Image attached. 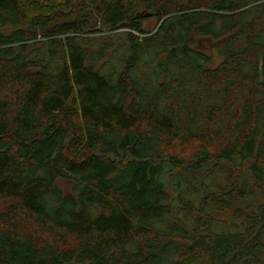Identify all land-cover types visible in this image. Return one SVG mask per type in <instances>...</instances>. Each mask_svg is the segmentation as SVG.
I'll return each mask as SVG.
<instances>
[{
  "label": "trees",
  "instance_id": "obj_1",
  "mask_svg": "<svg viewBox=\"0 0 264 264\" xmlns=\"http://www.w3.org/2000/svg\"><path fill=\"white\" fill-rule=\"evenodd\" d=\"M0 264H264V0H0Z\"/></svg>",
  "mask_w": 264,
  "mask_h": 264
},
{
  "label": "rangeland",
  "instance_id": "obj_2",
  "mask_svg": "<svg viewBox=\"0 0 264 264\" xmlns=\"http://www.w3.org/2000/svg\"><path fill=\"white\" fill-rule=\"evenodd\" d=\"M81 14L84 15L85 10H82V11L75 10V12L73 11L72 16L74 15L75 17H79V15H81ZM67 20H70L69 17L67 18ZM70 21L68 23H70ZM140 24H141L142 29L151 30V29L155 28V26L157 25V19L153 16L144 17L141 20ZM98 29L103 30V31L96 32V30H92V32H96L97 34H102L105 32V33H112L114 35H120L121 33H124L125 31L128 30V28L120 27V28L108 31L107 28L104 26H99ZM134 33H136L140 37L143 35V34H140L137 32H134ZM152 48H153V46H150L149 51H151ZM159 56L160 55L158 54V56L155 58V61L158 60ZM113 60L114 59H112L111 61H113ZM152 63H154V61L149 63V64H152ZM146 65L147 64H144L143 62L138 65V69H139V71H141V74L139 75L140 80L143 79L142 75L145 74ZM172 68H173L172 78L174 79V70L176 67L173 65ZM184 111H186V110H184ZM197 147L198 148H195V150H194L193 148H189L185 144H182L178 140H174L173 145L171 147H167L163 152L164 153L163 157H165V160H161V164H162L164 170L167 171L173 163L175 164L179 160L185 162V161L189 160V159L186 160L188 157H191L194 155H199L200 146L198 145ZM212 154H213V152H210L209 156ZM179 158H181V159H179ZM220 162L222 164V168H223V165H224V168H236L237 164H238V160L236 158H232V159L225 160V161L220 160ZM208 163L209 164H206L200 171L184 170L183 166L180 164L173 166L172 170H173V173L176 175V177H178V178L181 177V179L184 182L188 183V181H189L190 183H193L196 180H202L203 181V191H205V190L206 191L207 190L218 191V190L223 188V186L226 182L224 170L223 171H216L215 169H213L211 167V165H213L214 160H210V161H208ZM185 164H186V162H185ZM209 169H211V172L207 173V171ZM180 194H181V199H182V201H180V202L187 201V200H193L194 202H196L200 199L202 193L201 194L200 193H192L189 191V189L184 188V190L182 192L180 191ZM177 207H179V204H178V206L175 205V210L177 209ZM173 212H174V203H173ZM192 220L193 219L191 217H186L183 219V223H185V225H187L190 222V224H191ZM220 227H223V225H220Z\"/></svg>",
  "mask_w": 264,
  "mask_h": 264
},
{
  "label": "water",
  "instance_id": "obj_3",
  "mask_svg": "<svg viewBox=\"0 0 264 264\" xmlns=\"http://www.w3.org/2000/svg\"><path fill=\"white\" fill-rule=\"evenodd\" d=\"M144 16H150V13H145Z\"/></svg>",
  "mask_w": 264,
  "mask_h": 264
}]
</instances>
